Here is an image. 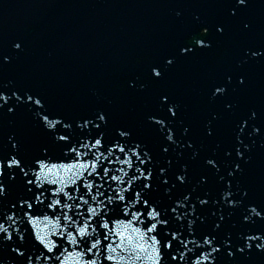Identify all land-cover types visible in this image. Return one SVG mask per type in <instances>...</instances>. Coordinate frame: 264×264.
<instances>
[{
  "label": "snow or ice",
  "instance_id": "1",
  "mask_svg": "<svg viewBox=\"0 0 264 264\" xmlns=\"http://www.w3.org/2000/svg\"><path fill=\"white\" fill-rule=\"evenodd\" d=\"M248 4L249 0H234L228 15L235 17L237 10L248 7ZM244 28L247 30L249 25L245 24ZM215 31L222 36L224 26L217 25ZM208 34L209 27L202 25L175 55L165 57L163 67H171L195 51L209 49L212 42L207 39ZM13 49L20 51L21 43H14ZM243 56L245 59L241 63L264 59V48L247 49ZM10 60V57L0 54V66L10 63ZM149 75L151 79L159 80L163 70L160 66H152ZM246 82L244 74L235 77L236 88H244ZM232 83L233 77L228 76L225 84L214 85L211 99L226 95ZM9 101L15 103L10 104ZM159 106L164 115H149L145 122L162 137L160 154L166 158L178 146L173 121L179 107L167 94L159 97ZM21 107L32 113L47 141L37 151L25 153L21 140L13 135L8 138L9 150L0 151V264H3L5 254L12 257L8 264H67L68 256L77 258L76 264H97V258L111 264L116 261V256L110 253H115L117 248L124 251L122 245L128 239L123 231L116 229L121 219L126 221L124 230L130 229L136 237L134 252L148 253L151 264H217L222 251L229 260H234L237 255L247 256L253 251L264 253V226L255 231L241 232L238 239H233L231 234L220 238L217 233L224 220L221 216L210 232H201L197 236V222L204 223V219L197 215V205L203 208L209 204L207 194L195 196V203L194 190L173 195L188 182L187 166L180 165L174 171L171 160L165 159L162 163L148 144L134 137L129 128H113L112 140L108 142L111 146L106 148L103 141L110 126L106 112L97 111L92 116L68 121L51 116L43 98L38 95L24 93L21 97L13 92L8 96L0 91V112L13 115ZM217 119L213 115L205 125L206 136L214 135L212 121ZM255 119L256 113L253 112L247 120L240 121L238 143L239 135ZM187 133L185 128L183 135ZM261 133V128L252 127V135ZM185 146L192 151L191 158L195 160L198 151L194 145L186 142ZM101 149H105L107 155ZM57 151L65 153V156L54 159L53 153ZM234 151L237 160H244L248 149L242 151L236 147ZM65 159L72 163H65ZM116 162L121 165L116 169L120 176L105 166ZM204 163L219 172L213 158H207ZM124 165L129 170L135 167L131 176ZM240 172V165L234 164L227 177L234 179ZM65 173H71L67 180ZM69 180L78 193L76 197L64 190ZM170 180L174 183L170 184ZM223 181L221 177L219 182ZM199 183H206V178L202 177ZM81 187L83 194H79ZM231 188V183L227 182L218 202L229 210L243 206L246 209L242 217L245 225L264 222V206L243 204L248 193L242 192L237 199ZM158 192L162 197L156 196ZM69 200L72 203H68ZM113 212L118 215L110 216L109 213ZM41 223L45 224L47 231L39 227ZM97 228L104 231L94 236ZM190 236L194 238L188 239ZM189 244L197 249L194 261L188 255L192 251ZM135 259L142 260L143 257L136 255Z\"/></svg>",
  "mask_w": 264,
  "mask_h": 264
},
{
  "label": "water",
  "instance_id": "2",
  "mask_svg": "<svg viewBox=\"0 0 264 264\" xmlns=\"http://www.w3.org/2000/svg\"><path fill=\"white\" fill-rule=\"evenodd\" d=\"M40 15V13L38 14V16ZM37 18V17H36ZM23 28L22 32L24 30L28 31V28H27V22L26 21H23V26H21ZM19 30V29H18ZM16 36L20 37V34L18 33V31H16ZM28 38H27V41L29 38L32 37V34L28 33L27 34ZM185 128L188 129V132H191V127L189 125H185ZM246 190V189H245ZM12 259V257L8 254H5L4 256V260H3V264H8V261H10Z\"/></svg>",
  "mask_w": 264,
  "mask_h": 264
}]
</instances>
